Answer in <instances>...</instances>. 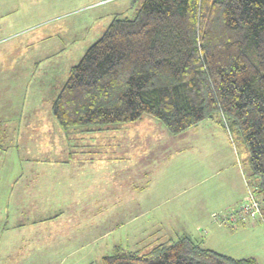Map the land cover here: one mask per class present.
<instances>
[{
  "label": "trees",
  "instance_id": "16d2710c",
  "mask_svg": "<svg viewBox=\"0 0 264 264\" xmlns=\"http://www.w3.org/2000/svg\"><path fill=\"white\" fill-rule=\"evenodd\" d=\"M52 112L62 126L88 130L146 115L172 134L218 117L249 147L259 207L232 209L235 218L223 223L264 220V0H143L135 17H115L71 67ZM98 264L260 262L182 235L146 250L117 245Z\"/></svg>",
  "mask_w": 264,
  "mask_h": 264
},
{
  "label": "rangeland",
  "instance_id": "374dc122",
  "mask_svg": "<svg viewBox=\"0 0 264 264\" xmlns=\"http://www.w3.org/2000/svg\"><path fill=\"white\" fill-rule=\"evenodd\" d=\"M142 1L0 0V9L3 10V13L0 11V36L5 32V39L0 40V55L6 58L0 67L7 69L12 66L20 75L19 82L17 78H12L6 83H0V87H3L0 99L3 103L15 102L17 111L12 112L10 117L16 118L13 124L18 129L29 131L32 129L31 125L36 123L34 120L46 121L47 124L45 127L35 128L36 136L32 142H26L28 145L6 141L7 135L3 133V129H7V126H4L0 131V166L25 165L24 152L30 147L31 150L47 151L46 145L52 136L54 141L51 144L54 146H50L49 151H64L70 147L77 149L81 141L79 127L62 126L53 115V102L66 82L71 67L103 35L112 20L115 17H135ZM5 25L8 29L3 31ZM13 86L17 87L18 93L7 92L14 89ZM146 117L150 116L145 115L142 122H125L112 127H116V135H133L135 139L146 133L145 148L152 151L149 156L152 166L174 153L165 167L168 176L150 183V197L161 193V198L166 201L164 208L168 216H171V209L185 211L177 223L192 230V237L201 245L234 257L254 256L260 264H264V220L261 217L246 216L238 224H222L223 218L241 200L242 185L246 188L245 196L237 209L251 198L253 192L255 176L251 174L250 150L243 137L237 132L230 134L218 122V117L204 120L179 134L168 132L153 117L151 118L159 124L156 128L149 126L147 129ZM52 123L63 130L52 127ZM160 127L165 129L167 135L166 138L160 135L156 139L154 135L159 132L157 128ZM10 138H14V135ZM134 144L138 149L143 146L138 140ZM158 152L159 155L156 156ZM53 155L54 153L48 156ZM174 169L176 172L189 174L193 171V174L200 176L197 185L191 190L196 197H187V208L183 207V198L187 193L175 195L174 191L165 189L171 183ZM255 194L257 196L256 192ZM174 203L177 206H172ZM159 209L149 211L146 217H150L161 227ZM204 209L206 212L211 210L204 220L196 222L187 219V212L203 213ZM249 213L250 211L246 212ZM175 218L173 216L171 220ZM140 248L143 245L132 247L134 250ZM78 264L88 263L79 260Z\"/></svg>",
  "mask_w": 264,
  "mask_h": 264
},
{
  "label": "crops",
  "instance_id": "0c3cea01",
  "mask_svg": "<svg viewBox=\"0 0 264 264\" xmlns=\"http://www.w3.org/2000/svg\"><path fill=\"white\" fill-rule=\"evenodd\" d=\"M7 29L5 25L2 30ZM4 35L0 40L5 39ZM5 59L0 55V64ZM12 78L20 81L14 67H0V83ZM13 87L7 92L18 93L17 87ZM0 91L3 92V87ZM16 111L15 102L3 103L2 100L0 131L7 126L3 133L7 135L6 141L13 144L32 142L35 128L45 127L46 121L34 120L32 129L22 131L13 124L16 118L10 117ZM145 121L147 129L159 124L151 117H146ZM115 128L88 130L79 127L81 141L77 149L49 151L48 148L54 146L52 136L46 145L47 151L30 147L24 152L25 165L0 166V264H78L79 260L98 264L117 245L128 249L143 245L140 249H144L167 239L192 236V230L177 223L185 211L171 209V216H168L161 193L150 197V183L168 176L165 167L174 153L152 166L149 158L152 151L145 148L146 133L135 139L133 135H116ZM157 129L159 132L154 138L160 135L166 138L165 129ZM136 140L143 143L139 149L134 144ZM53 153V157L48 156ZM175 170L165 189L174 191L175 195L187 193L183 198V207L187 208L188 199L196 197L191 190L200 176L193 171L189 174ZM237 172L240 176L238 169ZM245 191L242 185L241 200L235 204L236 208L242 203ZM156 208H160L161 227L146 217ZM210 211H190L186 216L190 221L199 222L209 216ZM173 216L176 218L171 220Z\"/></svg>",
  "mask_w": 264,
  "mask_h": 264
},
{
  "label": "built area",
  "instance_id": "2783aa9c",
  "mask_svg": "<svg viewBox=\"0 0 264 264\" xmlns=\"http://www.w3.org/2000/svg\"><path fill=\"white\" fill-rule=\"evenodd\" d=\"M248 200H250V201L252 200V201L251 202H248V201L244 202L243 205L240 206V209L236 214L241 213L243 211H245V212L251 211L252 213H255L259 209L258 204H257L258 202L254 199L252 193H251V198H249ZM228 214L229 215H227L226 217L223 218V221L227 220L229 218H235V213L231 212ZM215 216L218 218L217 215H215Z\"/></svg>",
  "mask_w": 264,
  "mask_h": 264
}]
</instances>
